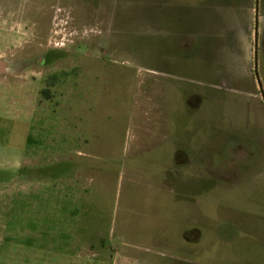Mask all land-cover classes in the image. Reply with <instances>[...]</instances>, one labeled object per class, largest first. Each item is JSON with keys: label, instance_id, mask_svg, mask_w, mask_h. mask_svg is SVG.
<instances>
[{"label": "rangeland", "instance_id": "rangeland-1", "mask_svg": "<svg viewBox=\"0 0 264 264\" xmlns=\"http://www.w3.org/2000/svg\"><path fill=\"white\" fill-rule=\"evenodd\" d=\"M140 1L0 5V264L236 262L233 236L264 241L254 76L231 92Z\"/></svg>", "mask_w": 264, "mask_h": 264}, {"label": "crops", "instance_id": "crops-1", "mask_svg": "<svg viewBox=\"0 0 264 264\" xmlns=\"http://www.w3.org/2000/svg\"><path fill=\"white\" fill-rule=\"evenodd\" d=\"M122 1L123 7H125V0H117L116 7L113 3L109 4L111 0H107L108 7L102 10L97 9L96 11L120 13L119 3ZM134 1L137 2L138 0ZM147 1V4H152L156 11L161 10L163 6L166 7V10L163 13L160 11L159 15L160 21H164L165 26L159 24V22L156 23V21L150 22L151 30L165 28L171 36L183 35L184 40L180 44L183 47L182 49L184 50L193 45L195 47L193 56L203 61L215 62L211 64L212 68L207 71H211V75L214 77H225L227 80L229 78L230 84L228 85L230 87L234 85V87H231V92L238 94L243 92L250 93L253 90L254 76L255 87L259 91L260 105L264 112L262 99V96H264V0ZM6 2L8 0H0V5L3 6ZM138 3L140 6L142 5L140 0ZM123 31V28H121V31L117 33L118 38L123 35ZM255 65L260 88L254 72ZM100 76H104V74ZM216 89L219 92L226 90V88L222 90L219 86ZM241 99L247 101L250 98L246 95L244 98L241 97ZM247 104H245L244 108H241L245 109L247 111L245 114L250 116L251 125L254 124L256 126L259 120L258 116H260L262 121L260 122V127L263 128L264 117L261 116L262 111L254 110L251 104L249 106ZM261 128L259 130L260 133L262 132ZM85 130L88 136L87 127ZM255 134L258 136L256 131ZM75 139H78L77 135ZM257 139L259 140V138ZM261 140H263V137H261ZM260 149H262V146ZM89 152H84V155L94 156L91 151ZM75 154H77V149ZM232 226L239 230L240 226L238 227L237 224H232ZM231 242L239 247L232 252L234 253L233 260L236 259V262H233L232 257L227 254L229 261H225L221 256L219 258L214 256V259L208 261L207 264H264V241L259 245L239 234L233 236ZM195 264L203 263L199 261V263Z\"/></svg>", "mask_w": 264, "mask_h": 264}, {"label": "water", "instance_id": "water-1", "mask_svg": "<svg viewBox=\"0 0 264 264\" xmlns=\"http://www.w3.org/2000/svg\"><path fill=\"white\" fill-rule=\"evenodd\" d=\"M254 72H255V76H256V79L258 81V85H259V88H260V83H259V78H258V75H257V72H256V65H255V68H254ZM262 99H263V102H264V96H262Z\"/></svg>", "mask_w": 264, "mask_h": 264}]
</instances>
